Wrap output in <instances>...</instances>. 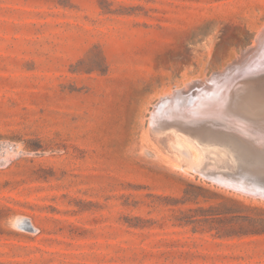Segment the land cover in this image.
Segmentation results:
<instances>
[{"label": "rangeland", "instance_id": "obj_1", "mask_svg": "<svg viewBox=\"0 0 264 264\" xmlns=\"http://www.w3.org/2000/svg\"><path fill=\"white\" fill-rule=\"evenodd\" d=\"M263 30L264 0H0V264H264V199L183 133L235 123ZM227 77L200 117L155 114Z\"/></svg>", "mask_w": 264, "mask_h": 264}, {"label": "bare ground", "instance_id": "obj_2", "mask_svg": "<svg viewBox=\"0 0 264 264\" xmlns=\"http://www.w3.org/2000/svg\"><path fill=\"white\" fill-rule=\"evenodd\" d=\"M261 60H264V30L260 33V35L257 36V43L256 44L254 43L252 47L247 49L245 54L240 58V61H243V63H244V65H243L244 67L239 69L240 70L239 73H242V71L250 70L252 68V66L254 67L257 63L261 64L262 62H259ZM256 68H257V66H256ZM256 70H257V74H258V72L263 71L264 70L263 65L262 66L258 65V69H256ZM236 73H238V72H236ZM228 75L230 76V73ZM256 75H253V76L249 77L248 79H246L247 75L246 76L243 75L244 77H242L239 74V76H241L242 78L246 77L245 78L247 80V81H245L246 83H244L245 79L244 80L242 79L244 85L252 84L251 85L252 87L247 88L245 90L241 86L240 87L241 91H240L238 97H236V99L238 98L237 99L238 105H236V106L241 107V108H238V107L237 108L239 110L242 109L241 113L246 112L245 114L248 116L247 117L248 120H246L247 118L243 119L245 117L238 118L235 116V115H237L234 112L236 107H234V111H233V107H232L231 111L225 110L228 112V117L230 119L232 118V122L233 121L235 122L232 125L237 126L239 128L238 130H235L234 127L231 125V123L229 121H226V118H225V120H222V121H211V122L210 121L198 122V120H196L197 122H195V121H193V118H192V122L189 121V123H191L190 128L184 130L183 133H188L189 138L194 139L197 142V144L199 145L200 150L202 152L209 154V158H210L209 161L211 163H214V164L216 163V168H215L214 172H212V173L208 172V173L204 174L205 176H207L208 174H210V175H214L215 173L219 174V173H217L218 170H220V171L223 170V172H227V171L231 170L232 171L231 174H233L234 172L238 171L239 168H241L243 166H249V165L253 166L254 168H256L257 166L264 168V129H259L258 126H256V125H258V123L256 122L259 120L258 117H260V114H262L264 112V107H259L258 102H257L258 98H264V75H263V77H255ZM232 76H238V75L233 74ZM231 78L233 79V77H230V78L227 77V80L224 79L223 83L217 84V85L214 83V81H212L209 84L210 87H207L203 92H200L198 94H193L192 96H185L184 95L185 92L178 91V92H175V94L161 98L160 103L156 107L155 114H160L162 112V110H166L167 108H169L168 110L171 111L172 108H176V107L178 108L179 107V111H173V113L171 112L172 115L175 114L178 116H184L185 112L189 111V113L191 112L192 114H197V116L200 117V115H201L200 113H203V111L205 110L204 106L208 110L211 107L210 106L211 102L205 101L206 96H208L207 95L208 92H210V90L214 88L215 91H217L218 95H220L219 94L220 91L231 84L230 83ZM216 83H218V82H216ZM219 83H220V81H219ZM236 84H234V85H236ZM239 84H241V83H239ZM239 84H237V85H239ZM231 89H232V87H231ZM188 91H190V90H187L186 92H188ZM210 97L212 98V96H210ZM201 100L203 102H201ZM218 101H219V98H218ZM231 101H232V99H231ZM231 101H230V103L233 104L234 101H232V102ZM237 102H236V104H237ZM217 104L222 108V106L220 105L221 103L220 104L216 103V105ZM234 105H235V102H234ZM224 108H226V107H224ZM221 111L223 112V110H221ZM189 113H186V114H189ZM215 115H216V117L218 115L220 116V114L217 115V113ZM212 116H214V115H212ZM225 116L223 114V117H225ZM187 117H188V115H187ZM193 117H195V116H193ZM202 117H204V116L202 115L200 119H204ZM260 118H262V117H260ZM218 119H220V118H218ZM153 120H155V118ZM185 120H187V119H185ZM194 120H195V118H194ZM206 120H209V119L207 118ZM237 122H242L243 124H247V125H246V127L240 126V125H237ZM153 123H155V122H153ZM180 125L181 124H179V126ZM261 125H262V123H261ZM185 128H186V126H185ZM229 134L230 135L232 134L231 136H234V139L236 142L232 141L231 143H229V141L231 140L230 137H228ZM231 156L235 157L237 163H239L237 166L235 165V167L233 169L226 168L225 165L222 164L223 161H225V160L229 161L230 158H232ZM230 161H232V159ZM210 162H209V165H211ZM204 169L205 168H203V170H202V168H201V170H200V168H199L196 170L199 171L203 175V172L205 171ZM244 173L247 174L246 172H244ZM252 175L254 177V173H252ZM213 181L218 182L225 187H228V188L233 189L235 191L241 192L243 194H246V195H249L252 197H256V198L264 199V189H262V187H253L254 185L251 187H246V185H242L243 183H246V182H244L246 180L241 181V179H238V180L234 181V180H231L230 178H228V180H227L228 181L227 183H229L228 185H226L224 182H222L220 180V178H214Z\"/></svg>", "mask_w": 264, "mask_h": 264}, {"label": "water", "instance_id": "obj_3", "mask_svg": "<svg viewBox=\"0 0 264 264\" xmlns=\"http://www.w3.org/2000/svg\"><path fill=\"white\" fill-rule=\"evenodd\" d=\"M223 171H218L217 173L219 174H214L210 175L208 174L206 177L210 178L211 180H214V178H218L216 176L221 175ZM244 172H246L247 174H245ZM227 173H232L231 170L227 171ZM249 173V174H248ZM252 173H254V177L252 175ZM227 176L231 179V180H238L241 179L242 180H246L242 185H246V187H262V189H264V168L261 167H256L254 168L253 166L249 165V166H243L241 168L238 169V171L234 172L233 174H227Z\"/></svg>", "mask_w": 264, "mask_h": 264}]
</instances>
